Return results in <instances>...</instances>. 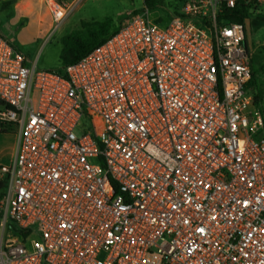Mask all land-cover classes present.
I'll return each mask as SVG.
<instances>
[{
	"label": "built area",
	"instance_id": "built-area-1",
	"mask_svg": "<svg viewBox=\"0 0 264 264\" xmlns=\"http://www.w3.org/2000/svg\"><path fill=\"white\" fill-rule=\"evenodd\" d=\"M43 2L60 25L81 0ZM223 4L165 25L142 5L59 71L0 35V124L18 137L0 264H264V122Z\"/></svg>",
	"mask_w": 264,
	"mask_h": 264
},
{
	"label": "rangeland",
	"instance_id": "rangeland-1",
	"mask_svg": "<svg viewBox=\"0 0 264 264\" xmlns=\"http://www.w3.org/2000/svg\"><path fill=\"white\" fill-rule=\"evenodd\" d=\"M187 4H192V1ZM1 5L0 35L21 51L30 65L35 63L37 70L56 71L63 65L62 41L65 37L82 31L83 26L95 24H106L108 34H111L132 12L141 10L142 0H81L60 25L54 24L40 2L33 12L15 7L14 2L6 4L8 6L5 3ZM256 5L249 12L244 29L253 68L264 85V0L262 3L256 0ZM150 17L156 18L157 13L151 12ZM7 128L6 133L0 134V167L7 164L16 152L17 128L13 125ZM34 239L37 236L31 240Z\"/></svg>",
	"mask_w": 264,
	"mask_h": 264
},
{
	"label": "trees",
	"instance_id": "trees-1",
	"mask_svg": "<svg viewBox=\"0 0 264 264\" xmlns=\"http://www.w3.org/2000/svg\"><path fill=\"white\" fill-rule=\"evenodd\" d=\"M189 1L193 2L195 0H142V5H144L150 13H157V17L153 18V21L156 24L165 25L172 19L186 18L183 15V10L186 3ZM255 1L256 0H250V2L247 3L246 0H237L236 6L232 9L227 8L223 4L217 16V23L219 25L237 23L244 27L245 22L249 19L248 8L251 7V5H254ZM140 12L141 10L134 11L128 16V18H135ZM195 21L197 22V20ZM197 24H199V22H197ZM204 24L207 25V21H204ZM83 27L84 29L82 31L74 32L63 39V65L61 68H64L91 53L95 48L115 34L119 28L118 27L111 34H108L109 29L106 24H95L94 26ZM246 50L249 52L247 48ZM250 61L251 78L246 86V90L247 93L252 96L254 106L260 110L264 122V85L260 82L259 74L254 70L251 59ZM60 69H58V71ZM262 71H264L263 68ZM1 105L2 104L0 103V106ZM7 127L8 125L0 124V133H6L9 130ZM7 181L6 177L0 178V201L6 195Z\"/></svg>",
	"mask_w": 264,
	"mask_h": 264
},
{
	"label": "crops",
	"instance_id": "crops-1",
	"mask_svg": "<svg viewBox=\"0 0 264 264\" xmlns=\"http://www.w3.org/2000/svg\"><path fill=\"white\" fill-rule=\"evenodd\" d=\"M258 1L260 3H262V0H258ZM11 2H14L15 7H19L20 9L26 10V11H29V12H33V11H35L37 9V3L38 2H40L41 5H43L45 7L43 0H0V10L3 9V6L1 4H4L5 3V5H6V4L11 3ZM6 6H8V5H6ZM9 8H10V6L8 7V9ZM49 17H50V15H49ZM243 44H244V46L246 45V48L248 49L246 34H245V41H244ZM250 56H251V54H250ZM0 134H2V133H0ZM11 160L12 159H10L9 162L7 164H5V165H8L11 162ZM5 165H2V166H5Z\"/></svg>",
	"mask_w": 264,
	"mask_h": 264
}]
</instances>
